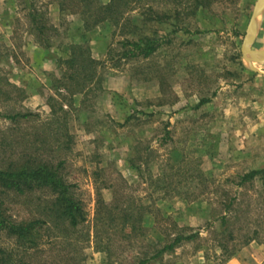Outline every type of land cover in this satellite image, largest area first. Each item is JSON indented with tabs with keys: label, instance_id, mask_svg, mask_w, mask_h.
Masks as SVG:
<instances>
[{
	"label": "rangeland",
	"instance_id": "rangeland-1",
	"mask_svg": "<svg viewBox=\"0 0 264 264\" xmlns=\"http://www.w3.org/2000/svg\"><path fill=\"white\" fill-rule=\"evenodd\" d=\"M62 1L0 0V88L23 90L0 94V158L29 146L64 159L85 213L71 229L52 216L47 190L3 194L13 219L45 220L28 263L134 264L181 232L196 236L146 264H264V177L240 185L264 167V62L241 53L255 0H126L116 22L93 27ZM108 1L90 0L91 10ZM138 34L161 44L122 58L118 41ZM72 44L100 62V80L66 77ZM250 49H264V9ZM17 111L32 116L7 130L2 115ZM232 199L236 218L222 224ZM123 212L141 227L130 241ZM246 234L255 239L243 243ZM15 246L0 232L8 264H18Z\"/></svg>",
	"mask_w": 264,
	"mask_h": 264
},
{
	"label": "trees",
	"instance_id": "trees-1",
	"mask_svg": "<svg viewBox=\"0 0 264 264\" xmlns=\"http://www.w3.org/2000/svg\"><path fill=\"white\" fill-rule=\"evenodd\" d=\"M61 4L62 8L68 9L72 14L79 13L85 15L84 17L88 15L85 18V20L90 19L89 22L87 21V27H93L105 19L116 22L117 17L126 9V0H109L106 4L97 5L93 11L91 10L90 0H63ZM150 10L154 13L152 8ZM155 15L154 17H159L158 13H155ZM131 28L138 29L139 27L132 25ZM118 43L122 50L121 56L126 59L137 57L146 58L152 55L161 44L158 38L144 34H138L135 38L124 37ZM63 61L73 69V72L66 76L67 78L77 79L75 77L83 72L82 77L87 80H91L94 77L100 80V74H98L97 69L100 62L91 57L88 48L84 44H72L68 58ZM63 75L66 74L64 73ZM7 86L5 89L0 88V94L2 96L8 97L11 93H15L17 97L22 98L23 90L21 88L12 84H7ZM207 101L208 99H202L198 105H202ZM2 116L8 120L7 130H12L11 125L15 126L22 121H28L29 116H32V114L31 112L17 111L3 114ZM64 163V159L54 161L44 158L43 154H33L29 146L12 151L9 156L0 158V232L14 239L15 249L19 253L15 260L18 264H29L27 258L38 252L39 245L37 237L40 234L45 220L13 219L6 212L2 195L7 192L22 195L26 191L45 189L54 196L52 205V216H54V219L63 221L67 223L69 228L75 229L85 221V213L81 201L74 198L70 193V189L74 187V184L66 183L61 176L60 171ZM258 175L264 177V167L261 169H253L243 174L240 178V185L243 186L246 182L251 183ZM236 199L238 204L239 198ZM233 200L235 199L229 201L225 206L227 212L220 217L222 224H227V221L236 218L235 215L229 214L228 210L233 204ZM122 217L124 220L121 225L120 236L124 238L123 240L130 241L132 236L138 230H141V227L135 224L137 220L131 212H123ZM126 228L128 231L125 230ZM171 235L170 240L164 242L162 247H153L149 255L136 256L134 264H146L150 259H154L160 254L172 250L177 244L196 236L195 233L183 234L181 232H176ZM95 236L98 238V234ZM253 239H255V234H246L242 241L243 243H247ZM221 249L225 250L226 246L221 244ZM5 256V249L0 248V259L3 264H8L7 259L9 258Z\"/></svg>",
	"mask_w": 264,
	"mask_h": 264
},
{
	"label": "water",
	"instance_id": "water-1",
	"mask_svg": "<svg viewBox=\"0 0 264 264\" xmlns=\"http://www.w3.org/2000/svg\"><path fill=\"white\" fill-rule=\"evenodd\" d=\"M264 9V0H255L249 22L246 27V33L244 35L242 45H241V53L243 56H246L250 62H264V49L260 50H251L250 44L253 42L258 23L257 18L259 13Z\"/></svg>",
	"mask_w": 264,
	"mask_h": 264
},
{
	"label": "bare ground",
	"instance_id": "bare-ground-1",
	"mask_svg": "<svg viewBox=\"0 0 264 264\" xmlns=\"http://www.w3.org/2000/svg\"><path fill=\"white\" fill-rule=\"evenodd\" d=\"M261 14V12L259 13V15ZM259 15H258V18H257V23H259ZM248 64L249 65H254L255 63L252 61V62H250V61H248ZM261 64V63H260ZM264 64V63H263Z\"/></svg>",
	"mask_w": 264,
	"mask_h": 264
}]
</instances>
